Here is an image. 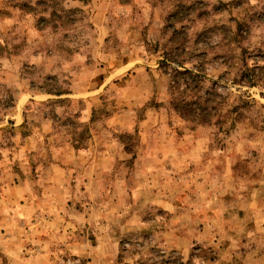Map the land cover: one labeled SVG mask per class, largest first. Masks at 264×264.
Wrapping results in <instances>:
<instances>
[{
	"label": "rangeland",
	"instance_id": "374dc122",
	"mask_svg": "<svg viewBox=\"0 0 264 264\" xmlns=\"http://www.w3.org/2000/svg\"><path fill=\"white\" fill-rule=\"evenodd\" d=\"M0 264H264V0H0Z\"/></svg>",
	"mask_w": 264,
	"mask_h": 264
},
{
	"label": "trees",
	"instance_id": "16d2710c",
	"mask_svg": "<svg viewBox=\"0 0 264 264\" xmlns=\"http://www.w3.org/2000/svg\"><path fill=\"white\" fill-rule=\"evenodd\" d=\"M166 62L161 63L165 65ZM182 77L187 85L186 90H190L191 97L182 100H175L172 103V108L178 116L193 124L206 125L213 121L218 115V110L222 106L223 101H220V94L214 92L203 97L198 96L199 80L197 75H193L190 71H176V77ZM197 88V89H196ZM252 99L243 102V107H250ZM234 114V115H233ZM230 118L233 123L242 121L243 115L238 111L237 107H233L230 111ZM256 126V125H252Z\"/></svg>",
	"mask_w": 264,
	"mask_h": 264
}]
</instances>
